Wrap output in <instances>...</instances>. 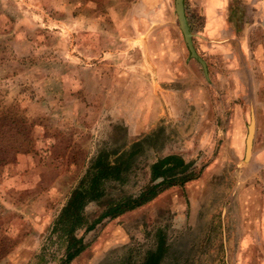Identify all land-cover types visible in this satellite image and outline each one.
Listing matches in <instances>:
<instances>
[{"label":"rangeland","instance_id":"374dc122","mask_svg":"<svg viewBox=\"0 0 264 264\" xmlns=\"http://www.w3.org/2000/svg\"><path fill=\"white\" fill-rule=\"evenodd\" d=\"M184 6L204 64L174 0H0V264H63L54 223L70 192L99 151L144 136L126 181L86 205L89 222L158 184L150 165L162 156L190 161L192 178L79 228L86 246L68 264H138L161 238V264H264V68L251 52V84L240 58L227 71L204 56L198 0ZM208 63L242 75L245 93L224 77L213 86Z\"/></svg>","mask_w":264,"mask_h":264},{"label":"trees","instance_id":"16d2710c","mask_svg":"<svg viewBox=\"0 0 264 264\" xmlns=\"http://www.w3.org/2000/svg\"><path fill=\"white\" fill-rule=\"evenodd\" d=\"M145 140L144 136L137 140L125 141L115 149L99 151L78 185L70 192L54 223V229L60 230L66 240L63 264H68L86 246L83 237L76 235L79 228L84 226L85 230H91L106 217L114 218L148 202L157 194L159 184H182L192 178L193 170H189L192 165L190 161L177 154L162 156L150 165L149 180L155 182L160 179L158 184H146L136 193H128L118 199L111 198L102 212L89 222L85 215L86 205L99 201L104 196L105 182L126 181L135 157L144 149ZM167 248L161 238L156 248L148 251L138 264H161Z\"/></svg>","mask_w":264,"mask_h":264},{"label":"crops","instance_id":"0c3cea01","mask_svg":"<svg viewBox=\"0 0 264 264\" xmlns=\"http://www.w3.org/2000/svg\"><path fill=\"white\" fill-rule=\"evenodd\" d=\"M198 3L203 27L199 32L202 43L197 50L206 52L207 54L203 55L207 58L217 59L227 71L231 67H237L236 61L238 62L240 58L244 66L242 70L246 73V81L253 84L256 80V67H254L255 61L252 64L251 52L255 51V58H259L261 71L264 68V42L257 41L264 36V0H198ZM254 38L258 44L256 41L255 44L252 43ZM219 64L213 67L212 63H208L210 70H214L213 86L216 87L218 77L221 79L224 77L222 80L225 83L244 84V77L242 75L240 77L239 73L233 70L232 73L224 76L221 70L216 69ZM186 66H192V62ZM231 87L236 88L237 92L245 93L243 86L232 84ZM248 90L254 92L253 88ZM201 95L204 97V94ZM238 95L242 98L255 97Z\"/></svg>","mask_w":264,"mask_h":264},{"label":"water","instance_id":"95a60500","mask_svg":"<svg viewBox=\"0 0 264 264\" xmlns=\"http://www.w3.org/2000/svg\"><path fill=\"white\" fill-rule=\"evenodd\" d=\"M174 7H175L176 14H177L179 27L182 31L184 40L187 44L190 54L194 58L199 60L202 64H204L203 60L197 55L195 48L193 46V42L191 39V32H190V28H189V25L186 19V14H185L184 0H174ZM252 144H253V125L250 124L248 135L246 138V159L250 155V149H251Z\"/></svg>","mask_w":264,"mask_h":264}]
</instances>
